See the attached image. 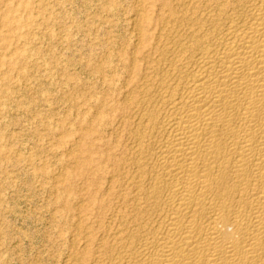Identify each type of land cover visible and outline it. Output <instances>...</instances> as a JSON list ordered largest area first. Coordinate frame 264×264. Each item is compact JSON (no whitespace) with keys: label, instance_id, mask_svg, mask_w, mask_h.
Returning a JSON list of instances; mask_svg holds the SVG:
<instances>
[{"label":"bare ground","instance_id":"bare-ground-1","mask_svg":"<svg viewBox=\"0 0 264 264\" xmlns=\"http://www.w3.org/2000/svg\"><path fill=\"white\" fill-rule=\"evenodd\" d=\"M147 1L109 218L70 264H264V0Z\"/></svg>","mask_w":264,"mask_h":264},{"label":"rangeland","instance_id":"rangeland-1","mask_svg":"<svg viewBox=\"0 0 264 264\" xmlns=\"http://www.w3.org/2000/svg\"><path fill=\"white\" fill-rule=\"evenodd\" d=\"M138 1L0 0V264H70L103 235L136 11L159 6Z\"/></svg>","mask_w":264,"mask_h":264}]
</instances>
